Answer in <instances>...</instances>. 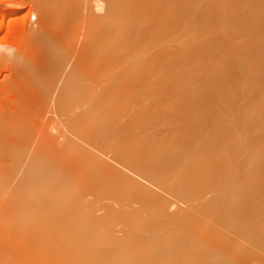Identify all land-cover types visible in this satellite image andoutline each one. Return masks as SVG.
Returning <instances> with one entry per match:
<instances>
[{
    "label": "bare ground",
    "instance_id": "6f19581e",
    "mask_svg": "<svg viewBox=\"0 0 264 264\" xmlns=\"http://www.w3.org/2000/svg\"><path fill=\"white\" fill-rule=\"evenodd\" d=\"M71 1L36 0L45 18L36 25L33 51L15 88L8 89L14 95L0 106V264H264V181L262 173H253L251 137L242 123L221 117L208 89L182 86L186 43L163 36L172 21L178 23V6L168 0H99L102 13L92 5L81 23ZM162 14L169 16L167 22L157 19ZM55 20L58 28L52 32L47 26ZM79 35L84 46L59 106L70 133L119 167L69 137L59 142L43 122L57 69L52 60L62 43L71 45ZM179 66L182 74L175 77ZM52 152L68 154L122 189H134L137 206L123 208L124 203L117 212H96L100 217L90 211L79 220L75 209L48 199V191L63 188L74 175L55 156L52 161ZM28 155L33 162L18 180V159ZM136 178L148 186H136ZM118 193L113 192L115 199H127ZM80 195L74 199L82 200ZM93 216L103 221L111 249L91 237L101 231L89 226ZM115 220L126 227L116 228Z\"/></svg>",
    "mask_w": 264,
    "mask_h": 264
},
{
    "label": "rangeland",
    "instance_id": "374dc122",
    "mask_svg": "<svg viewBox=\"0 0 264 264\" xmlns=\"http://www.w3.org/2000/svg\"><path fill=\"white\" fill-rule=\"evenodd\" d=\"M170 1L172 2V0ZM170 1L168 0L166 3H170V5L173 4V6L175 5L174 7L176 8L178 6L177 11L179 10L178 16L180 18H176V17L174 18L176 20L178 19L177 20L178 23L175 21V23L178 24V25L176 24L177 26L173 21L172 22L174 24L170 21L171 24L169 25H171V29L170 27H168L169 31L167 30V32L170 33L164 34L166 33L164 31L163 36H166L167 40L169 41L173 40V42L174 41L177 42L176 44H178L179 41L184 42V45L186 43L185 45L186 47L184 46L186 48L184 49L186 51V52L184 51L186 59L184 57V62H183L184 73L182 75L184 80L182 86L187 90L204 89L205 91L208 89L210 95L213 96L215 102L219 104L218 105L219 107L221 106L220 107L221 110L225 113L224 114L223 112H221V117L225 116L224 118L227 119L229 118L230 120L231 118H233L235 122H238L239 124L242 123L244 127L246 126V129H248L247 132L249 134L248 137H251L249 138L250 155L253 154L252 156H250L249 159L251 160L253 170L254 169L256 170V171L254 170L253 173L260 172L259 176H261L262 173L261 176L262 180L260 181L261 182L264 181V177H263L264 168H262L264 166L263 164L264 163V0H244V2L243 0L240 1L239 0H182V2L180 0L181 4L180 3L174 4L176 0H174L173 3H171ZM35 2L36 0H0V26L1 25L3 26V30L0 31V106L1 107H2L1 104H3L9 97H12L11 95L13 92L10 91L11 87L14 86L13 88H15V84L18 79V73L20 68L22 67L23 61L33 51V46H34L33 41L36 35L38 34V30L36 28L39 29L38 26H40L39 20L41 17L45 18L44 14H42L41 16L40 7L38 6V3L36 2L37 4L36 5ZM177 2H179V0H177L175 3ZM99 3H101L99 2V0L71 1L72 6L77 7L79 11L78 13H81V20H82L80 21L81 23H83V20L84 21L86 20L87 16L91 12L92 5H94L98 13H102L103 9L98 8L97 6L99 5ZM234 4H236L237 6ZM240 4L242 8L241 6H239ZM170 5L168 4L167 7L168 8L171 7ZM251 5L254 6L251 7ZM172 7L170 8L171 10ZM181 7L183 9H181ZM238 7L241 9H239ZM245 10L248 14L247 17ZM173 11H171L172 14L169 16L172 15L175 16L173 14ZM243 11H244V16H243ZM249 11L252 13V15L250 14V17H249ZM238 13L239 15L241 14V16H239ZM169 16H167V14H162V15H158L157 19L160 18L161 21H164V19H166L165 21L167 22ZM238 16L239 19L241 20L238 19ZM249 18H251V20ZM260 24L262 25L260 26ZM49 25L50 26L47 27H49V29L52 32L56 31L58 28V22L56 20L49 23ZM163 25L164 24H162V26ZM165 27L167 28L166 25ZM174 27H176L175 30L173 29ZM172 29L176 33L175 35L177 36L179 35L180 37L173 35V33L171 34V31L173 32ZM181 31L182 33H180ZM174 36L177 38H175ZM173 37L174 39H172ZM70 44L71 45H69V42L68 43L64 42L60 46L58 53L59 56H61L63 59L59 60V56H58L57 60H52L54 65H56L57 69L54 73L53 84L48 88L49 104L47 106L48 108H46L47 110L45 111L46 117L44 116L43 122L45 123L46 121L48 125L50 124L51 130L57 136L59 142L60 141L66 142V137H69L76 143V145L78 146L80 145L79 147L81 149L82 148H84L83 150L87 149L92 153L96 151L94 154L100 155L102 157L103 155H101V153L96 149L94 151L93 150L94 148L87 145V142L85 140L79 139L70 133L73 131H71L69 127H67L65 121L64 109L60 108L59 106L61 101L60 99H62L65 95L67 82L69 81L72 72L77 66L81 50L84 46V36L79 35L76 39L71 41ZM181 74L182 73L179 66L177 69H175L174 75L175 77H178ZM4 99L6 100L4 101ZM226 113L228 115H226ZM250 134L252 135L250 136ZM74 138H76L77 140ZM256 154H258V156ZM54 156L56 157V161L58 164L61 163V165L63 164V166H65L66 168L68 167L66 171L74 173V175L69 176L70 179L63 188L48 191L49 194L48 199L60 207L62 206L67 207L68 205V208L75 209L77 211L76 216L79 218V220L86 219L90 211L92 214H96V215L99 214L100 216H102L103 212L105 213L106 211L111 213L113 211L117 212L121 210L122 207L132 208L135 205L137 206V204L134 202V200L136 201L135 194L132 196V194L135 193L134 189H130V187L129 188L125 187L124 189H122L124 185H121L119 183L120 184L119 186L118 184H116L117 182L114 180H109L107 178L103 179L100 177V175L98 176L97 173L93 174L94 171H92V169L90 171V168H88L87 166H85L80 162H77L75 159L68 156V154L52 152L50 156L52 161ZM103 159L105 161L107 159L106 162L108 164L111 163L112 161L109 157L106 156L105 157L103 156ZM18 161L22 162V169L19 172L17 179L22 178L24 176L25 174L24 171L29 167L30 162H33V160L31 156L28 155V156H24L21 159H18ZM76 162L78 166H76L77 165ZM113 165H117L115 161H112V164H110L109 166L113 168L114 167ZM117 166L119 167V165ZM118 167H116V169L114 168L113 170L118 171L117 170L119 169ZM258 168L261 171H259ZM44 169L45 166L42 168V170L45 171ZM123 171L127 172L125 170ZM127 173L129 174V176L127 174V178L130 177L131 179L130 173L129 172ZM80 175L82 179L81 177H79ZM84 175L87 176L85 177ZM89 175L90 177H88ZM92 175H94V178ZM131 175L133 176V174ZM259 176L256 177V174L254 175V177H256L258 181L259 179H261V177L259 178ZM88 178L90 180H88ZM17 179L13 181V186L14 183L16 184L18 182ZM136 180L138 179L136 178ZM89 181L93 183L94 187L91 186L92 183H90ZM96 182H97V186L99 187L96 186ZM141 182L142 180L139 179L137 182L139 183V185H137V183L134 184H136V186L140 188H142V185L147 184L146 186H148L149 184L147 181H145L146 183L143 181L144 184ZM81 184H83L84 187L87 186L85 191L80 186ZM101 184H104V186H102ZM112 184H116V186L115 185L111 186ZM260 184H264V183H260ZM88 186L91 187L89 188ZM149 187H153V186L149 185ZM153 189L158 190L157 188L154 187ZM126 190L128 193L126 192ZM5 191L8 192L7 190ZM115 191L117 193L125 192L121 194H125L127 199L124 198L125 196L121 195L119 199L124 198L125 201L123 200V203L121 201L120 202L117 201L119 199H115V198H118L116 196H119L120 193L118 194L114 193V195L116 196H113V192ZM83 193H85L84 198H83ZM76 195H80L82 197V200L80 201L75 200L74 196ZM130 195L131 197H129ZM133 197L134 200H132ZM118 202L121 205L118 204ZM127 203H130L131 205ZM106 205H107V209L105 208ZM111 206L114 210L111 208ZM117 206L119 208H116ZM103 209L105 210L103 211ZM100 211L102 212L100 213ZM96 212H98V214ZM99 215L98 217H100ZM93 217H91V220L94 219L93 221L95 222L91 221L89 223V226H91V228L93 229L94 227H96L94 231L100 228L101 231L98 230L99 232L98 236H100L101 234V237L104 236L105 239L98 237L96 235L98 232L93 235L90 232V234L92 235L91 237L94 236L93 238L94 240H96L95 241L96 243L100 244L101 242L100 244L101 248L104 247L103 249H106L108 246V248L111 249L112 248L111 240H110V244H111L110 247L107 242V240L109 241L110 237H107L109 236L108 233L102 231L104 228L101 227L103 226V224L100 223H103V221L100 220L101 218H97L96 216ZM124 222L125 221L119 222V220L118 221L115 220V222L113 221L114 223L113 225L118 229L120 227L124 228V226L126 225L124 224ZM258 222H259V218H258ZM92 223L95 224L92 225ZM253 224L256 226L255 223ZM134 225L137 226L136 227L137 229L138 227H141L139 222L134 223ZM256 227L258 228V226ZM133 228L135 229V226H133ZM119 234L121 233L119 232ZM96 238H99L100 240ZM92 239L90 240L92 241ZM97 240H99L100 242ZM77 247H81V246H79L78 244Z\"/></svg>",
    "mask_w": 264,
    "mask_h": 264
}]
</instances>
